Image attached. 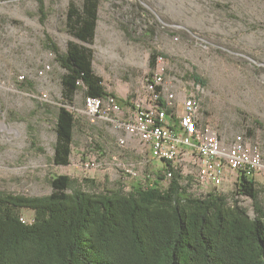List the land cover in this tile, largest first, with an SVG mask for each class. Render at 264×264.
Returning a JSON list of instances; mask_svg holds the SVG:
<instances>
[{"label":"rangeland","instance_id":"obj_1","mask_svg":"<svg viewBox=\"0 0 264 264\" xmlns=\"http://www.w3.org/2000/svg\"><path fill=\"white\" fill-rule=\"evenodd\" d=\"M71 3L80 6L83 0H0V190L7 193L49 195L51 180L59 174L94 179L97 190L129 191L164 173L166 163L152 158L143 142L121 143V130L86 114L84 89L72 102L64 98L66 70L47 37L61 52L77 40L67 27ZM98 15L94 42L85 45L93 49L95 72L123 106L146 96V78L162 57L176 104L181 107L187 95L198 92L202 122L226 141L246 135L260 146L264 159V0H99ZM193 72L205 85L192 78ZM62 105L76 118L66 166L53 161ZM87 162L97 166L88 168ZM172 166L190 193L227 194L255 215L253 200L234 194L238 176L232 170L216 186L199 182L194 155ZM254 179L264 206V170ZM169 180L158 181L165 187ZM14 211L27 223L34 221V210Z\"/></svg>","mask_w":264,"mask_h":264},{"label":"trees","instance_id":"obj_2","mask_svg":"<svg viewBox=\"0 0 264 264\" xmlns=\"http://www.w3.org/2000/svg\"><path fill=\"white\" fill-rule=\"evenodd\" d=\"M98 10L99 0L70 4L67 27L77 40L69 41L65 52L47 37L66 70L62 86L69 102L81 88L86 97L114 95L94 70L93 49L85 45L94 42ZM155 64L156 55L150 66ZM192 78L205 85L196 72ZM75 126L74 113L60 106L56 165L70 164ZM167 169L172 176L165 187L158 181L167 179L164 173L129 191L97 190L94 179L59 174L46 196L0 190V264H264V206L254 177L240 175L234 193L253 200L251 216L238 198L190 193L182 173L170 164ZM18 207L34 210V221L22 222Z\"/></svg>","mask_w":264,"mask_h":264},{"label":"built area","instance_id":"obj_3","mask_svg":"<svg viewBox=\"0 0 264 264\" xmlns=\"http://www.w3.org/2000/svg\"><path fill=\"white\" fill-rule=\"evenodd\" d=\"M162 63L160 57L157 69L146 78L143 99L125 107L115 95L87 96L86 114L93 120H107L121 130L124 133L121 143L133 139L143 142L152 158L166 163V178L172 176L168 165L188 155L196 157L199 182L216 186L222 184L227 169L238 178L240 175L255 177L264 170L262 151L257 143L242 133L226 141L202 122L198 92L187 95L181 107L176 104V92L165 78ZM85 165L97 166L94 162ZM21 220L27 223L22 217Z\"/></svg>","mask_w":264,"mask_h":264}]
</instances>
